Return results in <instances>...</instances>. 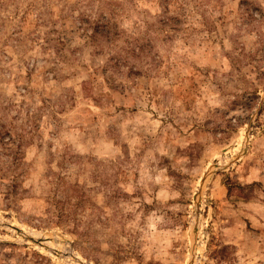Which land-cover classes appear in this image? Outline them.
Segmentation results:
<instances>
[{
  "label": "rangeland",
  "instance_id": "obj_1",
  "mask_svg": "<svg viewBox=\"0 0 264 264\" xmlns=\"http://www.w3.org/2000/svg\"><path fill=\"white\" fill-rule=\"evenodd\" d=\"M0 264H264V0H0Z\"/></svg>",
  "mask_w": 264,
  "mask_h": 264
},
{
  "label": "water",
  "instance_id": "obj_2",
  "mask_svg": "<svg viewBox=\"0 0 264 264\" xmlns=\"http://www.w3.org/2000/svg\"><path fill=\"white\" fill-rule=\"evenodd\" d=\"M17 229L20 231V233L23 235V237L26 240H29V241H31V242H33L35 244H38L40 246H43L45 248H49V246H48V242L49 241L55 240L54 237H46V236H42V237L36 238V237H34L32 235H29V234L26 235L25 233L21 232L20 228H17Z\"/></svg>",
  "mask_w": 264,
  "mask_h": 264
},
{
  "label": "trees",
  "instance_id": "obj_3",
  "mask_svg": "<svg viewBox=\"0 0 264 264\" xmlns=\"http://www.w3.org/2000/svg\"><path fill=\"white\" fill-rule=\"evenodd\" d=\"M106 30H107V29L104 28V31H106ZM102 31H103V30H102ZM108 33H109V32H108ZM97 36H99V30L96 29L95 32L92 34L91 37H92V38H97ZM97 39H98V38H97ZM142 52H143V51L141 50V53H142Z\"/></svg>",
  "mask_w": 264,
  "mask_h": 264
},
{
  "label": "bare ground",
  "instance_id": "obj_4",
  "mask_svg": "<svg viewBox=\"0 0 264 264\" xmlns=\"http://www.w3.org/2000/svg\"><path fill=\"white\" fill-rule=\"evenodd\" d=\"M30 235H32V236H34V237H37V235L35 236V232L34 233H32V234H30ZM39 238V237H38Z\"/></svg>",
  "mask_w": 264,
  "mask_h": 264
}]
</instances>
